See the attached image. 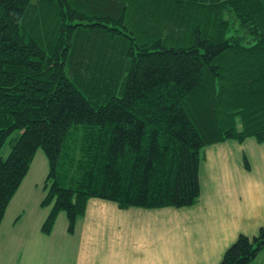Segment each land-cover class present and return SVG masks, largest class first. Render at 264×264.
<instances>
[{
    "label": "trees",
    "instance_id": "trees-1",
    "mask_svg": "<svg viewBox=\"0 0 264 264\" xmlns=\"http://www.w3.org/2000/svg\"><path fill=\"white\" fill-rule=\"evenodd\" d=\"M246 138L264 142V0H0V224L39 149L40 231L64 213L72 234L92 198L194 205L204 148ZM262 250L264 228L218 264Z\"/></svg>",
    "mask_w": 264,
    "mask_h": 264
},
{
    "label": "crops",
    "instance_id": "crops-1",
    "mask_svg": "<svg viewBox=\"0 0 264 264\" xmlns=\"http://www.w3.org/2000/svg\"><path fill=\"white\" fill-rule=\"evenodd\" d=\"M198 176L200 196L190 207L119 209L92 198L70 235L65 224L45 236L40 222L22 235L19 217L8 226L3 219L0 264H24L31 256L39 264H218L239 235L264 228V142L205 147ZM263 253L257 257L264 263Z\"/></svg>",
    "mask_w": 264,
    "mask_h": 264
},
{
    "label": "rangeland",
    "instance_id": "rangeland-1",
    "mask_svg": "<svg viewBox=\"0 0 264 264\" xmlns=\"http://www.w3.org/2000/svg\"><path fill=\"white\" fill-rule=\"evenodd\" d=\"M10 150L11 148L9 144L6 143L0 151L1 157L6 158L10 153ZM48 169H49L48 162L42 150L41 149L37 150L35 156L32 159L31 165L29 167L26 176L22 180L19 189L12 197L11 201L7 206L3 218L5 226H8L11 220L13 221L16 217H19L20 219L18 220L19 221L18 225L22 226V228L27 229L22 231L21 233L22 235H25L29 232L35 231L34 228L36 227V225H38L39 222L42 223L44 221V219L48 214L49 207H41L40 203L44 197L42 185L48 173ZM55 224L56 225H54L53 229L58 228L56 231L57 233L58 231L59 233L62 232L63 226L65 224L68 227V222L66 221V217L64 213H60V215L57 216ZM16 226L17 224L14 227L15 230L17 229ZM68 234L70 235V233ZM15 251L17 252L18 255L20 254L19 249H17V245L15 246ZM262 258L263 256L259 255L255 260L256 262L253 264H264L261 261ZM39 263L40 261L36 260L34 256L33 257L31 256L29 259L25 258V262H24V264H39Z\"/></svg>",
    "mask_w": 264,
    "mask_h": 264
}]
</instances>
